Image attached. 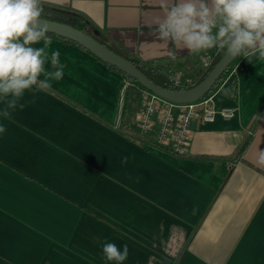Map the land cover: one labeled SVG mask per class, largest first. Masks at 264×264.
<instances>
[{"label":"crops","instance_id":"1","mask_svg":"<svg viewBox=\"0 0 264 264\" xmlns=\"http://www.w3.org/2000/svg\"><path fill=\"white\" fill-rule=\"evenodd\" d=\"M41 3L43 13L165 75L194 81L203 55L215 50L180 49L171 59L153 35L161 0ZM50 37L66 66L63 79L26 92L23 110L0 116L7 129L0 134V264H112L105 239L128 245L124 264H264V167L256 164L264 150V61L237 60L209 95L213 108H232L233 116L195 118L178 157L149 146L137 130L140 88L81 46ZM232 81L236 97H225L220 90Z\"/></svg>","mask_w":264,"mask_h":264},{"label":"clouds","instance_id":"2","mask_svg":"<svg viewBox=\"0 0 264 264\" xmlns=\"http://www.w3.org/2000/svg\"><path fill=\"white\" fill-rule=\"evenodd\" d=\"M161 8L164 15L157 19L153 35L171 59L180 49L199 55L218 48L249 63L253 58L264 61V0H179L170 7L168 0H161ZM42 14L41 0H0V116L5 119L17 108L24 109L20 101L26 92L47 91L64 77L66 66L60 50H50L52 38L41 25ZM220 91L230 95L226 87ZM6 130L0 124V134ZM127 162V157L121 160ZM256 164L264 167L262 149ZM102 253L112 264H124L130 255L127 244L118 246L107 239Z\"/></svg>","mask_w":264,"mask_h":264},{"label":"built area","instance_id":"3","mask_svg":"<svg viewBox=\"0 0 264 264\" xmlns=\"http://www.w3.org/2000/svg\"><path fill=\"white\" fill-rule=\"evenodd\" d=\"M201 62L205 68L210 62V56L203 55ZM167 77L174 85L190 83L189 79L177 74H168ZM139 99L141 108L136 116V127L146 136L145 143L167 148L178 157L186 154L191 124L195 118L202 122H212L217 116L228 119L234 114L232 108H213L209 96L195 102L174 103L142 88Z\"/></svg>","mask_w":264,"mask_h":264},{"label":"water","instance_id":"4","mask_svg":"<svg viewBox=\"0 0 264 264\" xmlns=\"http://www.w3.org/2000/svg\"><path fill=\"white\" fill-rule=\"evenodd\" d=\"M41 25H46L47 33L75 42L96 58L126 73L129 77L128 80L134 79L142 88L174 103L195 102L201 99L236 58L228 55L225 51L207 75L197 84L183 90H170L153 83L124 56L114 52L87 32L69 23L45 17H41Z\"/></svg>","mask_w":264,"mask_h":264},{"label":"trees","instance_id":"5","mask_svg":"<svg viewBox=\"0 0 264 264\" xmlns=\"http://www.w3.org/2000/svg\"><path fill=\"white\" fill-rule=\"evenodd\" d=\"M42 17L45 18H49L52 20H56V21H60V22H65V23H69L73 26L74 23L68 21V19L59 16L58 14H48V13H43ZM76 27V26H75ZM48 36H52V37H57L60 39H63L65 41L71 42L73 44H76L73 41H70L68 39H65L63 37H59L56 36L54 34L51 33H47ZM90 36H92L91 34H89ZM93 37V36H92ZM95 38V37H93ZM97 39V38H95ZM99 42L103 43L104 45H106L104 42L100 41L99 39H97ZM78 45V44H77ZM107 46V45H106ZM109 47L111 50H113L114 52L124 56L127 60H129L134 66H136L149 80H151L153 83H155L156 85L166 88V89H170V90H183L186 88H189L195 84H197L200 80H202L207 73L209 72V70L214 66V64L220 59V57L224 54L225 50L222 49H216L214 48V52L211 53L210 56V62L209 64L203 68L202 72L200 73V75L194 80V81H190V83L188 84H177L174 85L167 77V75H165L164 73H162V71L159 68H154V67H150L147 64L141 63L137 60H134L128 56H125L119 52H117L116 50H114L113 48ZM241 56L236 57L231 63L230 65L226 68V70L221 74V76L218 78V80L215 82V84L212 86V88L202 97V98H206L209 95H211L216 89L217 87L228 77V75L231 73L232 69L234 68V65L236 64L237 60L240 58ZM107 64V63H106ZM109 67L113 68L114 70H116L117 72H119L121 75L125 76L126 78H129L128 75L126 73H124L123 71L119 70L116 67H113L110 64H107ZM130 82H132L134 85H136L138 88L142 89V87L134 80L131 79L129 80ZM127 88V87H126ZM125 88V90H126ZM230 90V95L232 98L236 97L237 94V83L236 81H232L229 87Z\"/></svg>","mask_w":264,"mask_h":264},{"label":"rangeland","instance_id":"6","mask_svg":"<svg viewBox=\"0 0 264 264\" xmlns=\"http://www.w3.org/2000/svg\"><path fill=\"white\" fill-rule=\"evenodd\" d=\"M126 93H127V94H126L127 96H128V95H130V96L132 95V93L130 92V90H128ZM136 97H137L136 95L133 96V98H134V102H136ZM124 115H126V114H124ZM101 261H102V260H97L96 263H97V264H100V263H102Z\"/></svg>","mask_w":264,"mask_h":264}]
</instances>
